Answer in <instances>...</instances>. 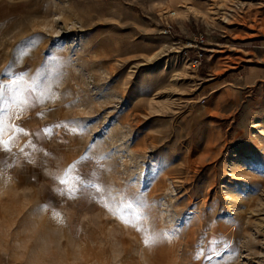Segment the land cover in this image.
I'll return each instance as SVG.
<instances>
[{
  "label": "rangeland",
  "instance_id": "1",
  "mask_svg": "<svg viewBox=\"0 0 264 264\" xmlns=\"http://www.w3.org/2000/svg\"><path fill=\"white\" fill-rule=\"evenodd\" d=\"M11 79L0 264H264V0H0Z\"/></svg>",
  "mask_w": 264,
  "mask_h": 264
},
{
  "label": "snow or ice",
  "instance_id": "2",
  "mask_svg": "<svg viewBox=\"0 0 264 264\" xmlns=\"http://www.w3.org/2000/svg\"><path fill=\"white\" fill-rule=\"evenodd\" d=\"M18 83V80L17 79H11L7 82H4V81H0V91H2L7 85H15ZM72 123L76 126H79V121H72ZM20 132H23L24 129L23 128H20L18 129ZM79 179V178H77ZM61 183H64L63 180H61ZM79 183L86 189L88 187H91L93 185H91L90 183L84 181V180H79Z\"/></svg>",
  "mask_w": 264,
  "mask_h": 264
}]
</instances>
